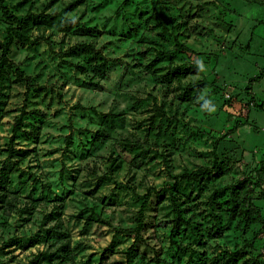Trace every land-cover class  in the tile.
<instances>
[{"label": "rangeland", "instance_id": "rangeland-1", "mask_svg": "<svg viewBox=\"0 0 264 264\" xmlns=\"http://www.w3.org/2000/svg\"><path fill=\"white\" fill-rule=\"evenodd\" d=\"M166 1L170 14L164 11L161 16L178 28L161 36V27L155 26L154 20L145 23L141 15L149 3L146 0H132L129 6L123 5L124 0H6L12 12L32 16L28 33L33 37L42 32L35 17L45 15L43 26L47 27L45 34L51 38L52 47L42 40L36 44L16 42L10 54L25 74L32 77L33 88L26 95V85L14 81L13 71L4 81L11 89L6 105L8 113L0 123V165L7 161L6 149L15 118L25 109L28 115L16 148L29 152L13 172L9 190L20 196L18 208L27 201L38 205L31 217L21 214L18 208L9 216L0 214V264H22L43 248L53 254L50 256L56 259L53 264H98L110 244L113 251L107 264H121L120 253L134 239L117 235L115 230L136 226L140 207L131 188L135 186L142 194L150 186L158 189L170 185V172L210 165L216 140L218 153L229 167L222 181L206 180L203 185L184 189L193 199L190 204L194 218L202 223L209 242L206 250L216 253L217 245L235 249L244 238H252L253 232L261 231L260 240L255 248L248 249V256L256 257L253 264H264V258L259 256L264 247V229H260V224H253L246 234L239 229L237 220H233L221 238L208 237L206 232L214 222L218 223L212 220L214 212L221 215L223 223L228 222V215L211 204L215 189L243 179L264 159V111L256 104L248 106L246 90L250 78L264 71V24L261 23L264 5L222 0L216 5L199 7V0ZM148 10L149 15L151 7ZM136 25L139 32L128 35L129 28ZM5 27L0 18V38ZM176 36L195 51L194 54L185 52L182 57L197 62V72L185 77L184 82L204 78L207 84L181 118L179 142L170 169L160 158L150 160L146 145L134 144L135 139L140 142L144 139L146 118L151 112L128 113L126 127L118 140L92 142L102 114L110 109L114 99L119 100L120 107H125L127 91L140 87L141 95H146L152 89V73L144 65L147 60L141 59L139 65L132 67L137 64L140 50L147 49L154 41H160L167 51L173 50ZM83 41H93L109 60V75L99 87L90 83L88 76L77 68V58L61 55L71 45ZM181 60L179 57L177 63ZM140 69L145 72L142 80L137 79ZM180 90H172L169 98H176ZM252 91L264 101V77L254 84ZM237 121L243 125L220 138ZM68 136H72L69 145ZM109 156L122 160L117 182L87 194L86 179L91 177L93 169L102 172ZM261 189L264 188L256 190L254 203L264 211ZM47 191L50 197L45 198ZM54 199L65 205L64 226L72 246L68 252L59 244L48 246L41 234L44 213L51 209ZM85 207H94L100 212L101 221L86 226L83 220L72 216ZM171 209L169 200L159 205L154 198L146 211L147 227L143 234L147 242L141 248L147 251L148 257H153L156 250H162L168 258L173 254L175 247L170 239L172 224L168 215ZM204 264H208L207 259Z\"/></svg>", "mask_w": 264, "mask_h": 264}, {"label": "trees", "instance_id": "trees-1", "mask_svg": "<svg viewBox=\"0 0 264 264\" xmlns=\"http://www.w3.org/2000/svg\"><path fill=\"white\" fill-rule=\"evenodd\" d=\"M148 4L141 11L144 22L148 23L150 20L156 22L155 26L161 27V36L169 33L172 29L176 30L178 26L174 24L169 25L165 22L161 12L166 11L170 14V7L167 6L166 0H146ZM198 6L205 7L208 5H216L222 0H199ZM235 1V0H229ZM246 2L249 6L257 4L264 5V0H241ZM132 0H124L123 5L129 6ZM148 7H151V13L148 15ZM165 7L163 10L162 8ZM170 8V9H169ZM35 16V15H34ZM31 15L19 16L12 12L6 5V0H0V18L6 23L3 37L0 38V123L8 113L6 108L11 86L4 81L10 78L9 73L13 71L15 75L14 81L26 85V95H29L33 88L32 77L25 74L20 64L14 61L10 54L12 47L16 42L22 44H36L39 41H45L52 47L51 38L45 34L47 27L43 26L45 15H37L35 19L39 30L42 29L36 36L28 33ZM134 18V15H133ZM174 23V20H170ZM264 24V18L261 20ZM135 24H137L135 22ZM73 24L70 25V28ZM138 33L139 25L129 28L127 33ZM144 37V36H143ZM143 37L141 40H143ZM252 38V37H251ZM251 38L247 44L250 46ZM145 50H140L139 58L135 61L132 67L140 64L141 59L147 60L144 63L147 72H151L153 79L152 89L147 91L146 95H141L140 87L134 91L126 92L127 104L125 107H120V102L116 98L112 102L110 109L102 114V122L100 127L96 130L92 142H109L117 139L126 127V117L128 113L136 114L143 112H151L146 118V129L144 139H135L134 144L146 145L147 155L150 160L160 158L162 163L167 169L171 167L172 156L177 149L179 142L178 132L181 123V118L185 113L186 107L191 103L194 97L201 94L207 81L204 78H199L194 81L184 82V78L189 74L197 72V62L187 61L182 57L185 52L195 51L184 45L176 36L175 45L173 50H165L160 44V41H154ZM61 55L77 58V68L86 74L90 83L99 87L101 82L109 75L110 65L109 60L103 50L98 48L93 41H83L68 47ZM181 58V62L177 63V59ZM143 69L138 71V80L143 79ZM264 77V71L259 75L250 78L246 87L247 94L249 95L248 106L256 104V106L264 111V101L254 95L252 89L255 83L259 82ZM177 85H174V83ZM148 84V83H146ZM181 89L177 93V97L169 98V93L172 90ZM176 96V95H175ZM28 112L23 109L22 112L15 118L13 125L12 135L7 145V161L0 165V214L9 216L18 208L20 203V196L9 190L12 182L13 172L18 169L24 162L27 153L24 150L17 149L16 143L20 133L24 131L25 118ZM230 116V115H229ZM243 125L242 121H237L224 135L236 131ZM72 136L66 138L67 144L71 142ZM127 142L129 139L125 138ZM133 143V142H132ZM219 141L216 140L213 147V158L210 165H200L196 169L184 170L179 173L170 172L171 183L170 185L161 188L148 187L146 192L140 194L137 192L136 187L131 188L134 200L140 204L138 210V217L136 219L137 225L129 228H117L115 234H124L133 237L134 241L124 251L120 253L121 264H204L206 259L208 264H253L256 257L248 256V249L255 248L256 243L260 240L261 231L253 232L252 238H244L243 243L236 244L235 249L222 248L217 245L218 251L216 253H208L206 250L209 242L206 240L203 232L202 223H199L194 218L193 208L191 207V199L185 192V187L193 186L196 184L203 185L206 180L208 182L222 181L226 172L229 170L228 165L218 153ZM105 167L102 172L93 169L91 177L86 179L85 191L87 194H94L99 192L102 186L109 183H116L119 172L122 168V160L120 158L109 156L106 158ZM264 159L243 179H237L236 182H231L222 186H218L215 192L211 195V204L216 205L223 212L228 215V222L223 223L221 215L217 213L213 216V223L210 228L206 230L207 236L212 238H221L225 236V232L229 230L228 223L237 220L239 229L243 233H248L253 224H260L264 229V211L262 208H257L254 203L256 190L264 188ZM261 197H264V189H261ZM44 197H50V192L47 191ZM220 197L224 198L221 201ZM157 203L163 204L166 200L170 201L171 212L168 213L170 223L172 224L170 239L174 244L172 256L170 258L164 256L162 250H156L153 257H148L147 251L141 248L142 243L147 242L144 237V230L147 227L145 220L146 211L150 206L153 199ZM227 203V205H224ZM38 203L35 201H27L18 211L23 214L26 213L30 217L37 210ZM192 215L189 216V213ZM77 220H83L86 226L91 225L93 222L101 221V213L94 207H85L79 212L72 215ZM65 205L57 199L51 209L45 211L41 223V234L45 238L48 246L60 245L64 252L71 251V237L69 232L66 231L64 226ZM212 220L210 222H212ZM240 222L244 225L241 226ZM46 231V234L43 233ZM195 241V243H193ZM113 251V245L110 244L100 257L98 264H107V259ZM71 254V252H70ZM45 248L38 250L33 254L30 259L22 264H53L56 259ZM259 256L264 258L262 248L259 251ZM148 257V258H147Z\"/></svg>", "mask_w": 264, "mask_h": 264}, {"label": "built area", "instance_id": "built-area-1", "mask_svg": "<svg viewBox=\"0 0 264 264\" xmlns=\"http://www.w3.org/2000/svg\"><path fill=\"white\" fill-rule=\"evenodd\" d=\"M262 253H263V255H264V247L262 248Z\"/></svg>", "mask_w": 264, "mask_h": 264}]
</instances>
